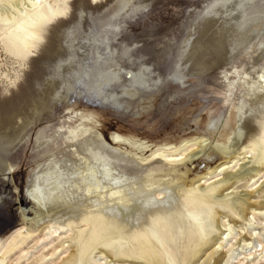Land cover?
Returning <instances> with one entry per match:
<instances>
[{
  "label": "bare ground",
  "instance_id": "1",
  "mask_svg": "<svg viewBox=\"0 0 264 264\" xmlns=\"http://www.w3.org/2000/svg\"><path fill=\"white\" fill-rule=\"evenodd\" d=\"M70 1L0 0L6 4L0 8V36L7 52L22 61L32 56ZM134 2L116 0L97 13L80 4L77 18L60 33L58 51L32 101L21 112L14 108L8 121L0 119V176L15 190L13 195L0 180V199L14 219L5 228L16 230L10 241L4 240L6 233L0 235V264H6L2 250L12 252L27 236L78 228L85 229L70 239L80 246L81 264H89L97 250L101 264H128L110 260L109 248L117 256L130 251L147 264H193L206 233L220 238L203 264L264 260V233L239 238L228 215L233 187L252 182L264 166V98L250 104L243 95L220 130L216 121L210 127L197 121L199 130L187 124L184 135L175 138L118 126L100 112L123 116L132 110L140 116L154 98L168 102L181 96L191 80L203 85L223 63L230 91L239 82L264 90V69L256 82L251 75L264 63V0H212L186 31L175 60L162 68L163 62L131 49L134 44L119 42L125 24L139 11ZM215 29L221 34L211 42L207 37ZM248 51L250 65L243 71L232 65ZM65 105L64 117L54 120L53 112ZM60 119L66 122L58 129H41ZM61 139L69 153L59 146ZM216 158L220 161L213 163ZM26 176L19 224L12 212ZM247 194L248 200L254 193ZM232 206L233 214L253 227L254 215L238 214L241 200L234 199ZM219 209L227 212L216 220ZM233 238L239 242L231 243Z\"/></svg>",
  "mask_w": 264,
  "mask_h": 264
},
{
  "label": "rangeland",
  "instance_id": "2",
  "mask_svg": "<svg viewBox=\"0 0 264 264\" xmlns=\"http://www.w3.org/2000/svg\"><path fill=\"white\" fill-rule=\"evenodd\" d=\"M115 1L116 0H71L69 6H67L68 11L66 8H61L65 16H63L59 22L54 23L48 28L49 33H46L47 35H45L44 42L42 41L38 48L34 50L32 56L30 55V57L24 61L15 58L7 52L3 44V38L0 36V119L8 121L10 114L14 110L21 112L22 109L26 108L24 105L32 101V96L35 95L34 93L38 90L37 84L44 81L47 68L46 64L53 58L51 56H55V53L58 51L57 42H59L60 33L63 28L65 29L70 26L77 18V10L80 4H86L90 11L97 13L105 11ZM211 2L212 0H135V7H139V11L125 24L126 29L128 30L129 28V30L127 31L125 29L126 31L124 30L125 32H122L121 38L119 37V42L121 41L122 43H120L122 45L128 46L134 44L131 49L135 50L137 48V50L145 53L144 55L147 59L163 62L161 65L162 68L163 65L171 64L175 60L178 52L177 50L185 39L189 27L194 23L197 16L208 8ZM4 5L6 4L1 3L0 8H5ZM220 34L221 31L215 29L209 33V38L207 37V39L213 42ZM251 52L252 51L246 52L247 55L246 53L238 55L231 62L232 65L237 66L239 70H244V65H250L249 63L252 62ZM223 64L224 65H220L210 74L203 85L201 83L199 85L196 80L189 81L188 87L181 96L178 94L168 99V102H165V98H154L152 100L153 105L145 106L147 109L140 116H134L132 110L124 113L123 116L110 110L100 112L104 114L106 120L114 121L118 126H123L127 129H138V131L141 132L152 129H154V131L158 130L157 132H159V134L157 136L160 135L159 138H171L173 136L174 138L181 137L184 135L183 131L188 128L187 124H191V127L193 126L191 131H197L200 129V127L196 126L198 122L204 126L208 124L210 127L212 122L216 121V123H213L217 125L215 129L220 130L233 113V108L238 106L239 100L243 95H246L245 98L249 102L251 101L252 104L256 101L257 97L264 98V90H259L258 86L249 89L243 82L234 85V88L230 91L227 85L228 82L225 81V76L222 74L225 68V63ZM263 69L264 63H261V66L259 65L254 70H251L252 77L256 79H254V82L258 81L257 78L261 75ZM232 78L233 76L231 75V79ZM240 86L242 88H240ZM175 91L176 89L173 88L167 90V92H173V94H175ZM26 98L29 100H25ZM66 106L68 105L61 106L57 111L53 112L52 116L54 120L64 117V115L60 116V114ZM95 110L98 111V109ZM140 110L142 111V108H140ZM136 111H138V109ZM65 122V119H60L52 124L42 125L41 129L46 127L58 129L63 126ZM253 124L255 123L253 122ZM253 124L251 122L254 128L256 125ZM62 144L61 139L59 146L63 147ZM65 148L64 146L62 150H65V153H69L70 150ZM216 159L213 163L220 161V158ZM248 162L250 163L246 165V167L249 168L252 166V163L251 160ZM28 173L29 172H26V175H28ZM260 175L257 176L253 174L255 179L249 184L248 181H243L235 185L233 187V189H236L235 194L229 198L232 212L228 215L231 222L236 225L235 231L240 235L239 238L249 236L255 231L260 234L264 233V166L260 168ZM0 180L5 182L7 189H10L11 193L14 195L15 190L12 182L8 180V178H4V176H0ZM26 181L27 176L23 181V184L25 183L22 193L23 200L21 195V201L18 202L17 207H15L12 212L13 217L17 219L19 224L22 219L21 209L25 207L23 202H25ZM254 183H256L254 186L249 187ZM231 185L232 184L224 186L218 195L228 190ZM251 191L254 194L247 200L246 194ZM3 198H6V196ZM237 198L241 200V208L238 210V214H240V210H242L249 217L254 215L255 220L252 225L253 227H249L240 216H235L233 214V210L237 212V209L232 206V202ZM16 200L17 196L15 195L14 201L16 202ZM218 212H220V214H218ZM226 212V210L219 209L215 214V219L222 218V215L226 214ZM10 216L11 214L8 213L6 206L2 204L0 199V228L4 229L10 220H14ZM84 229L85 228H78L72 233L61 231L57 235H53L46 231H39L36 234L27 236L18 242L12 252L8 253L7 250H2L5 256V262L6 264H81L79 257L80 246L73 242L70 237H77ZM15 231L16 230L12 228H5L0 235L6 233L4 240L10 241ZM242 231L244 232L243 234ZM217 236L207 233L202 236L204 244L193 264L205 263L209 254L217 247L216 238L219 239L220 235ZM237 241L238 240L233 238L231 243L236 244ZM55 249H57L56 252H54ZM102 249L104 250V248ZM71 253L74 257L69 261L67 258ZM99 255L100 250H97L96 253L92 255L89 264H101L98 262ZM109 259L115 263L120 261L128 264H147L139 255H134L128 251L122 256H117L111 248H109ZM257 260L260 261L258 264H264V260L260 258ZM96 261L97 263H95ZM234 263L237 264V261H234L233 264ZM243 264L247 263L245 262Z\"/></svg>",
  "mask_w": 264,
  "mask_h": 264
}]
</instances>
